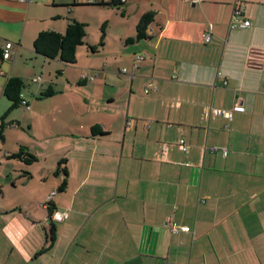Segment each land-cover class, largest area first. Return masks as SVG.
I'll return each instance as SVG.
<instances>
[{"label":"crops","instance_id":"1","mask_svg":"<svg viewBox=\"0 0 264 264\" xmlns=\"http://www.w3.org/2000/svg\"><path fill=\"white\" fill-rule=\"evenodd\" d=\"M42 2L0 0L14 50L0 56V264H264V0H244L237 28L238 0ZM71 18L101 25L98 50L38 54L39 32ZM13 77L29 109L5 95ZM235 104L231 120L213 112ZM48 206L67 215L42 252Z\"/></svg>","mask_w":264,"mask_h":264},{"label":"trees","instance_id":"2","mask_svg":"<svg viewBox=\"0 0 264 264\" xmlns=\"http://www.w3.org/2000/svg\"><path fill=\"white\" fill-rule=\"evenodd\" d=\"M95 0L92 4H98L103 6H115L120 8L125 1L112 0L111 2H104ZM154 12H147L142 15L137 25V39L147 38L150 35L147 34L148 26L154 20ZM87 37V24L80 22L76 19H70L66 29V33H60L55 30L47 29L39 32L37 38L34 41V48L38 54H41L48 58L60 57V59L67 64H76L77 62V50L80 46L87 45L88 49L92 52L98 50V45H94L86 40ZM0 56H2L0 50ZM25 87V81L18 77L9 79L4 87V93L7 98L12 102V106L22 105V91ZM43 95L53 94V90L49 88L42 93ZM16 158H21L26 164H32L37 160V157L26 151V148H22L18 153L12 155ZM64 172H67L64 169ZM50 211V224L48 230V243L49 246L45 247L42 252L50 249L57 239L58 227L53 219L54 210L49 207Z\"/></svg>","mask_w":264,"mask_h":264},{"label":"built area","instance_id":"3","mask_svg":"<svg viewBox=\"0 0 264 264\" xmlns=\"http://www.w3.org/2000/svg\"><path fill=\"white\" fill-rule=\"evenodd\" d=\"M30 1L34 2L35 0H30ZM41 1L46 2L47 0H41ZM93 1H95V0H92V2ZM121 1H125V0H121ZM191 1L198 2V1H202V0H191ZM70 9H71V7H70ZM244 13H245L244 0H238L237 5L235 6L234 11H233V20L230 24L231 28L250 26L251 21L244 19ZM212 29H213V25L210 24L209 27L206 29L204 35H203L205 42H210ZM0 47H1V45H0ZM1 51H2V55L4 58H6V59L10 58L12 56L13 51H14L12 49V43L7 42L1 48ZM143 59H144V55H141V54L137 55L135 58V61H134L135 66H138L142 62ZM123 71H126V68H124ZM83 78L87 79V80H94L95 75L91 74V73H87V74L83 75ZM38 79L36 78L35 80H38ZM156 89H157V85L154 83H151L150 86L145 88V93L149 94L151 91L156 90ZM22 105H24L28 109L30 108L28 101L26 99H24L23 97H22ZM244 111H245V107L241 104H235L231 108H221V109L215 108V109H213V112L215 114L222 115L229 120H231L233 118V116L236 112H244ZM226 128H229V125H226ZM181 143L184 144V141L182 140ZM183 148L186 150L187 149L186 145H183ZM227 152H228L227 148H224L223 154L227 155ZM54 193H55V191L51 193L50 198L54 195ZM66 215H67V213H65V212H55L53 214V219L57 220V221H63L66 218ZM170 229H171V231H177L178 229H180V226H178L176 223H173L170 225ZM181 229L186 231L189 228L187 226H182Z\"/></svg>","mask_w":264,"mask_h":264},{"label":"rangeland","instance_id":"4","mask_svg":"<svg viewBox=\"0 0 264 264\" xmlns=\"http://www.w3.org/2000/svg\"><path fill=\"white\" fill-rule=\"evenodd\" d=\"M42 3L46 4L45 2H42ZM58 7L67 9V5H64V4L58 5ZM80 9H81V11L85 10L84 8H80ZM117 15L118 16L113 17V20H117L120 17L119 13H117ZM101 33H102L101 25L93 22L90 26L88 25V28H87V36H88L87 41L90 43L93 42V44H94L95 43L94 41L97 40V38H100ZM86 46L87 45H84L82 47H86ZM45 222H46V220H44V223Z\"/></svg>","mask_w":264,"mask_h":264}]
</instances>
